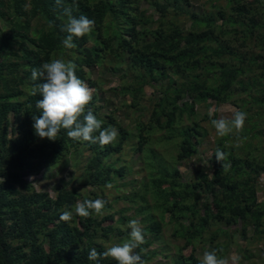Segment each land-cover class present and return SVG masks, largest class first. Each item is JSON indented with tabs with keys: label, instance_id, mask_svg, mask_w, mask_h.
<instances>
[{
	"label": "trees",
	"instance_id": "obj_1",
	"mask_svg": "<svg viewBox=\"0 0 264 264\" xmlns=\"http://www.w3.org/2000/svg\"><path fill=\"white\" fill-rule=\"evenodd\" d=\"M183 1L190 5L188 0H155L152 6L158 20L150 25L153 15H147L141 5L151 4L152 0H76V6L73 0H63L61 6H57L55 0H0V22L3 23L0 28V264H96L88 259L92 248L102 253L130 239L128 223L133 218L122 214L116 219L113 203L128 206L119 209L121 213L137 209V214L144 217L156 212L170 214L174 219L189 217L188 225L185 221L182 223V238L186 242L182 241L174 264H201L193 247L198 238L207 237L209 224L233 226L241 221L243 232L261 225L264 201L257 203L256 194L258 179L264 172V159L257 141H264L263 125L255 127V134L253 130L247 132V144L242 140L237 150L233 148L227 155L231 160V175H222L226 169L215 160L212 165L215 180L191 185L183 183L177 172L170 176L159 168V176L154 179L151 167L143 160L142 144L139 150L121 160L115 170L107 168L104 159L113 153L120 158L128 139L127 132L122 135V141L104 146L73 140L64 129L55 141L41 139L35 134L32 117L41 115L42 110L36 107V102L43 97L31 94L35 83L31 80V70L52 59L70 60L77 65V76L96 89V82L89 79L87 68L100 65L104 58L119 50L124 55L118 58H125L126 63H133L135 69L142 68L149 75L142 77L143 85L154 82L155 74L163 78L169 73L174 76L169 80L170 90L160 97L157 119L162 117L170 102V92L178 95L176 99L188 92L201 95L203 101L211 97L210 100L218 103L236 97L233 103L239 110L248 108L249 101L244 98L248 93L253 95L257 105L264 107V1L227 0L225 7L220 6L218 12L209 16L184 13ZM65 7H71L74 16L84 15L95 21L89 34L74 37L76 47L72 49L62 44L67 36L61 31V25L67 22L63 14ZM186 13L191 24L178 21V17ZM226 26L234 30L233 38L238 47L221 42L219 37L225 34ZM117 54H113L114 59ZM134 91L123 90L125 95ZM95 97L96 93L86 107V112L90 108L94 115L97 114ZM261 114L264 115L263 111ZM168 117L166 127L172 125L175 113ZM106 120L110 121L102 123V127L114 124L110 115ZM143 123L138 124L141 133L150 130V126ZM194 129L188 128L184 133L185 144L178 155L182 160L198 153L197 146L203 134L199 129L194 133ZM200 129L204 131L205 127ZM136 135L145 143L143 135ZM234 143L223 137L214 141V146L218 148L221 144L224 149V145ZM79 147L83 151L88 149L93 156L80 162ZM65 161L70 162L73 181L76 170L81 174L94 172L95 181L86 185L94 186L95 193L97 187L112 194L113 202L105 205L108 215L101 218L99 214L96 217L75 214L70 221H61L62 210L74 209L81 197L75 188L62 189L58 199H50L47 193L36 192L33 184L24 180L30 174L38 175L47 167ZM153 161L151 166H159ZM85 162L84 170L81 166ZM135 165L138 166L136 170ZM132 174L140 179L125 180ZM109 182L113 185L111 189L106 188ZM22 187L27 195L17 199ZM182 187L187 191L185 196L177 193ZM201 197L212 199L204 210L196 206ZM6 208L16 214L6 218ZM13 217L14 223L9 226L7 222ZM77 217L79 221L75 220ZM161 224L153 221L144 228L148 239L135 252L145 261L150 252L144 250L155 240L162 239ZM215 239L211 238V242ZM220 247L215 244L216 250ZM189 249L191 253L186 256L184 252ZM99 264L118 262L105 257Z\"/></svg>",
	"mask_w": 264,
	"mask_h": 264
},
{
	"label": "rangeland",
	"instance_id": "obj_2",
	"mask_svg": "<svg viewBox=\"0 0 264 264\" xmlns=\"http://www.w3.org/2000/svg\"><path fill=\"white\" fill-rule=\"evenodd\" d=\"M188 1L190 5H187V2L183 1V5H185L184 13H205L206 16L218 12L220 6L225 7L227 5V0ZM154 2L155 0H152L151 4L145 2L141 5V9L145 10L147 15H156V17H151V22L149 21L150 25L156 24V20H158V14L152 6ZM178 13H181V11H178ZM180 18H182V20H180ZM188 20L189 17L187 16V13L186 15L178 17L179 22L191 24ZM217 23L221 24V21ZM2 26L3 23L0 22V28H3ZM190 28L191 26L188 29ZM159 29L160 26L157 30ZM223 32L225 34L219 37L221 42L236 48V41L233 38L234 30H231L229 26H226L223 29ZM113 54H117L115 59ZM113 54L111 53L107 58H104L100 65H97L92 69L87 68V71H89V79L96 82V89L93 88L95 89L93 94L96 93L95 100L97 114L95 116H97V119L101 120L102 123H108L110 120H106V117L110 115L114 124L109 126L117 128L119 132L117 139L113 143L118 142L119 140L122 141V135L126 132L128 133L127 142L122 149L123 153L119 155L120 158H118L117 153L109 155L104 159V161L107 162L106 167L115 170L121 160L123 161V159H127L132 153L139 150L140 144H142L143 160L146 165L151 167L154 179L159 176V171H157L159 168L163 169L170 176H174L177 172L181 181L189 185L195 184L196 182L200 183L205 180H215V170L212 165L216 160L214 152L217 147L214 146V141L218 142L220 138L223 137H219L216 134V130L211 125V119H217L221 116L231 118L233 111L237 110L233 103L237 98L229 97L227 102L218 103L210 100L211 97L206 99V101H203L201 95L190 94L187 92L182 94V98L180 97L181 99L179 98V100L176 99L178 95L170 92V102L167 104L164 113H162V117H158L157 119V116L160 113V97L161 95H165L166 90H170L168 87L169 80H173L174 76L170 73L168 74V72V75L164 78L163 76L155 74L153 77L155 79L154 82H152L153 80L151 79L150 82L152 83L143 85L141 82L142 77H149V75L146 74V71L142 68L135 69L132 66L133 63L125 62V58H118L119 55H124L122 50L114 52ZM124 89L135 91L131 94L125 95L123 92ZM244 95V98L249 101V106L248 108H243V111L247 112L248 115L244 128L239 134L240 139L237 140L235 133L227 135L225 137L233 140L235 143L233 145L229 144L228 146L224 145V149L221 147V144L220 147H218L226 152L227 155L232 153L231 150L233 148L236 151L237 145H240L242 140L244 142L247 132L250 133L251 130H253L255 134L256 126L263 125L264 127V115L261 114L262 111L264 113V107L257 105L253 101L252 94L246 93ZM184 104L186 105L184 106ZM131 106H133V108H131ZM136 106L140 109L139 111ZM144 107H146V110H144ZM209 109L213 110L211 118L208 114ZM181 110L183 111L181 112ZM174 113L175 119L172 122V125L166 127L165 124H168L169 121L168 115L171 116ZM179 113L182 115L180 116ZM141 122H144L143 124H148L150 130L141 133L138 129V124ZM201 126L205 127L204 131L200 129ZM188 128H195L194 133L199 129L198 131L203 134V136L200 138L201 142L197 146L198 153L191 158L182 160L178 155L182 151V145L185 144L183 136ZM136 134L143 135L145 143L140 140ZM257 142L260 144L261 156L264 159V141L263 139H258ZM246 144L247 139H245V145ZM78 154L80 155V162L88 160L93 156L91 151L88 149L83 151L80 147ZM153 160L158 162L159 166H151L150 163H155ZM226 163L230 164V167L226 168L223 174L221 173L224 176H228V174L231 175L232 173L231 160L227 158ZM86 165L87 162H85L81 168H84L85 170L87 167ZM137 168L138 166H136L134 170ZM75 172V179L73 181L70 162L65 161L47 167L38 175L30 174L24 180L33 184L32 186L36 192L47 193L50 199H58L62 189L71 190L75 188V192L81 196L77 201L83 200V198L91 200L99 198L107 201L109 205L113 202V196L108 190H99L96 187L95 193L94 186L86 185L87 182L95 181L96 177L94 172H91V174H89L88 171H83V174L79 173L77 170ZM132 177L133 180L140 179L132 174L125 180ZM166 187H168V185H166ZM26 193L25 188L22 187L18 197L16 196L17 199L23 195H27ZM177 193L181 196H185L187 191L185 190V187H182L177 189ZM256 197L258 198L257 203H262L264 201V172L261 173V177L258 179ZM10 198L14 200L13 196H10ZM211 200V197L208 199H206V197L198 198L196 206L197 208L204 210L205 205L210 203ZM191 202L194 203L195 201L192 200ZM144 205L146 206L147 202H145ZM112 206V210L114 211L113 215L116 219H119L123 214L129 219L133 218L140 220L143 228L150 226L153 221L162 223V231L160 233L162 239L155 240L146 251L144 250L145 253L150 252L147 264H174L177 256H179V247L186 242L185 239L183 240L182 238V223L185 221L184 224L188 225V223H190L189 217H187L188 219H180L178 217L174 219L170 214L163 215L158 212L144 217L142 214H137V209L121 213L119 209L128 207L123 203H113ZM108 210L109 209L105 210L104 208L99 216L102 218L105 214L108 215ZM71 211H73V215H75L74 209ZM4 212L6 218L9 214H13V216L16 214L13 210H9L8 208L4 209ZM91 214H94L96 217L94 211H92ZM260 215L262 216L261 225L258 226V228H247L245 232H243L244 228L241 221L237 224H233V226L232 224L225 225L224 223L223 226L209 224L207 237L204 236L203 238H198L195 243V248L193 247V251L195 250V256L202 260L204 251L216 249L215 244H219L221 246L219 250L222 249L223 251L218 250V255L228 259L229 264H264V214ZM14 220V217L11 218L7 222L8 225L11 226L14 223ZM75 220L79 221V217L75 218ZM233 229H235V231ZM213 237L216 239L212 243L211 238ZM147 239L148 237L145 236V241H147ZM166 241L169 245H164ZM184 253L186 256H189L191 250H186ZM237 257L239 258L238 261L235 259Z\"/></svg>",
	"mask_w": 264,
	"mask_h": 264
},
{
	"label": "clouds",
	"instance_id": "obj_3",
	"mask_svg": "<svg viewBox=\"0 0 264 264\" xmlns=\"http://www.w3.org/2000/svg\"><path fill=\"white\" fill-rule=\"evenodd\" d=\"M55 3L61 6L63 0H55ZM73 6H76V0H73ZM63 14L67 17V22L61 25V31L66 32L67 36L62 44L65 48L72 49L76 47L73 43L74 37L80 38L89 34L95 26V21L84 15L74 16L71 7H65ZM76 68L77 65L74 62L56 58L43 62L39 67L31 70V80L35 82L31 94L33 96L39 94L43 97L36 102V107L42 110L41 115L32 117L35 134L41 139L55 141L59 132L64 129L67 130V136L73 140L99 143L101 146L108 145L117 139L118 129L112 126L102 127V121L97 119L90 108L86 112L95 89L89 87L77 76ZM208 114L211 118L213 110L209 109ZM247 115V112L237 109L233 111L231 118L221 116L211 119V125L219 137L235 133L239 140ZM214 157L222 168L230 167V164L226 163L227 153L220 148L215 150ZM112 187L110 182L106 184V188ZM106 203L107 201L99 198L80 200L76 202L74 212L81 217H89L92 211L101 214ZM73 214L71 210H62L60 220L70 221ZM128 228L130 229L129 240L123 244H114L102 253L92 248L88 259L96 264L105 257L113 258L118 264H147V261L135 252L137 247L145 243L144 228L140 220L129 221ZM164 245L169 244L165 242ZM235 259L239 260L238 257ZM201 264H229V261L219 256L218 250L211 249L204 251Z\"/></svg>",
	"mask_w": 264,
	"mask_h": 264
}]
</instances>
